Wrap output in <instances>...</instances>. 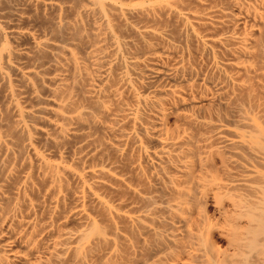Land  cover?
I'll use <instances>...</instances> for the list:
<instances>
[{"label": "bare ground", "instance_id": "obj_1", "mask_svg": "<svg viewBox=\"0 0 264 264\" xmlns=\"http://www.w3.org/2000/svg\"><path fill=\"white\" fill-rule=\"evenodd\" d=\"M0 264H264V0H0Z\"/></svg>", "mask_w": 264, "mask_h": 264}]
</instances>
